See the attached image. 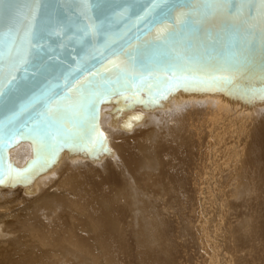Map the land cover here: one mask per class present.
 <instances>
[{"label":"bare ground","instance_id":"1","mask_svg":"<svg viewBox=\"0 0 264 264\" xmlns=\"http://www.w3.org/2000/svg\"><path fill=\"white\" fill-rule=\"evenodd\" d=\"M231 78L138 106L150 133L141 113H106L105 151L0 188V264H264L263 79Z\"/></svg>","mask_w":264,"mask_h":264},{"label":"water","instance_id":"2","mask_svg":"<svg viewBox=\"0 0 264 264\" xmlns=\"http://www.w3.org/2000/svg\"><path fill=\"white\" fill-rule=\"evenodd\" d=\"M242 70L262 77L249 89L264 96V0H0V188L63 152L105 151L106 113L215 90ZM37 128L48 132L39 152ZM20 143L29 154L17 162Z\"/></svg>","mask_w":264,"mask_h":264},{"label":"rangeland","instance_id":"3","mask_svg":"<svg viewBox=\"0 0 264 264\" xmlns=\"http://www.w3.org/2000/svg\"><path fill=\"white\" fill-rule=\"evenodd\" d=\"M231 83L232 84H236V81H232V78H231ZM230 83V84H231ZM227 85H229V84H227ZM224 86H226L225 84H224ZM160 104V102H158V104H155V105H159ZM138 106H140L141 108H147V107H145V106H148L149 107V105H137V106H135V107H133L132 109L130 108V110H126V111H123L121 114H120V117H119V122H121L122 123V121H124L128 116H130V115H132V114H134V112H135V114H142L143 115V117H142V124L143 125H145L146 126V130L150 133V131L153 129V124H154V114H156L155 112H153L154 110H152V111H148V110H146V111H141L140 112V110H138ZM137 108V109H136ZM150 115V116H149ZM146 116V117H145ZM126 117V118H125ZM148 119H150V120H148ZM147 124V125H146ZM148 126V127H147ZM142 141L144 142V143H148L147 141H146V139H142ZM149 157V156H148ZM27 185L28 186V188H31V187H33L34 188V186H36L35 185V183L33 182H30V181H28L27 183H24V184H20V185ZM34 185V186H33ZM11 187H13V186H11ZM36 188V187H35Z\"/></svg>","mask_w":264,"mask_h":264},{"label":"snow or ice","instance_id":"4","mask_svg":"<svg viewBox=\"0 0 264 264\" xmlns=\"http://www.w3.org/2000/svg\"><path fill=\"white\" fill-rule=\"evenodd\" d=\"M34 2H35V0H34ZM221 3L225 6H229L230 0H221ZM225 10L230 11L231 9H230V7H227ZM16 70H18V69H16ZM225 79H227V78H225ZM89 103H93V101H89ZM51 111L52 110H50V112ZM98 135L102 136L103 134L99 133ZM47 136H48V132L45 128H37L34 130V134L31 137V139H32V143L34 144V146H37V152H39V146H42L45 143ZM9 141H10L9 146H12L13 144L18 142L15 134L13 136L9 137ZM0 182H3V181H0Z\"/></svg>","mask_w":264,"mask_h":264}]
</instances>
